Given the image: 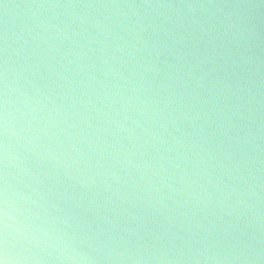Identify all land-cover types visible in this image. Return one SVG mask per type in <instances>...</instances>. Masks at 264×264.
<instances>
[{"label":"water","instance_id":"water-1","mask_svg":"<svg viewBox=\"0 0 264 264\" xmlns=\"http://www.w3.org/2000/svg\"><path fill=\"white\" fill-rule=\"evenodd\" d=\"M264 264V0H0V258Z\"/></svg>","mask_w":264,"mask_h":264},{"label":"clouds","instance_id":"clouds-1","mask_svg":"<svg viewBox=\"0 0 264 264\" xmlns=\"http://www.w3.org/2000/svg\"><path fill=\"white\" fill-rule=\"evenodd\" d=\"M0 264H8L7 255H5L3 258H0Z\"/></svg>","mask_w":264,"mask_h":264}]
</instances>
